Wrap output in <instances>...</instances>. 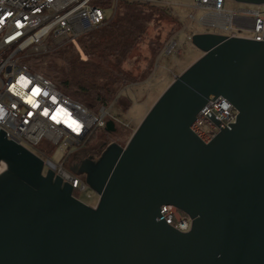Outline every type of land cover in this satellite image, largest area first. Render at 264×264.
<instances>
[{"label": "water", "instance_id": "water-1", "mask_svg": "<svg viewBox=\"0 0 264 264\" xmlns=\"http://www.w3.org/2000/svg\"><path fill=\"white\" fill-rule=\"evenodd\" d=\"M192 44L202 56L127 145L71 169L98 195L94 207L0 130V264H264V39L202 33ZM218 97L237 117L225 126L209 112L220 133L206 144L191 127ZM168 205L191 218L189 232L167 224Z\"/></svg>", "mask_w": 264, "mask_h": 264}, {"label": "built area", "instance_id": "built-area-1", "mask_svg": "<svg viewBox=\"0 0 264 264\" xmlns=\"http://www.w3.org/2000/svg\"><path fill=\"white\" fill-rule=\"evenodd\" d=\"M95 1L0 0V130L6 133L7 139L40 157L44 167L73 187V195L80 201L89 186L85 176L66 168L67 161L78 150L87 147L98 131H106L110 121L115 129L122 126L130 130L131 125L115 114V101L91 111L64 95L50 79L33 69L29 61L51 54L67 43H75L83 35L103 26L111 19L106 17L104 8L113 6L115 14L123 0H111L108 6L102 7ZM128 1L163 6L159 0ZM192 9L188 22L205 29V33L245 37L257 42L264 39L263 5H256L251 10H232L226 7V0H193ZM246 30L252 35L240 34ZM192 37H188L191 42ZM179 49L177 35H174L162 47L155 70L162 58L177 55ZM120 96L123 95L118 93L117 99ZM209 112L225 126L233 124L237 117L233 105L224 97L209 101L191 127L206 144L220 133V128L207 116ZM52 146L66 153L60 162L53 160V154L43 158L37 153V148L47 153ZM2 170H5L4 164H0V173ZM160 213L177 231L187 233L191 230V218L177 207L162 206Z\"/></svg>", "mask_w": 264, "mask_h": 264}, {"label": "trees", "instance_id": "trees-1", "mask_svg": "<svg viewBox=\"0 0 264 264\" xmlns=\"http://www.w3.org/2000/svg\"><path fill=\"white\" fill-rule=\"evenodd\" d=\"M111 0H96L99 7ZM181 24L163 6L137 1H120L114 16L103 26L83 35L51 55L32 58L29 64L45 75L72 100L91 111L115 101L123 111L131 102L118 90L133 82L145 81L153 70L155 59ZM53 56L42 68L41 60ZM131 131L119 126L104 136L123 137ZM37 153L44 158L53 153Z\"/></svg>", "mask_w": 264, "mask_h": 264}, {"label": "rangeland", "instance_id": "rangeland-1", "mask_svg": "<svg viewBox=\"0 0 264 264\" xmlns=\"http://www.w3.org/2000/svg\"><path fill=\"white\" fill-rule=\"evenodd\" d=\"M159 1L164 8H166L170 13L178 18L181 24V26L178 27V29L172 35H177V40L180 44L179 53L175 56L162 58L159 61L158 68H156L155 70V64L160 53L159 52L155 59L153 70L150 76L145 81L133 82L119 88L118 93L122 94L124 98L128 99L131 102V106L127 111H123L119 106H117L114 109V112L124 123H129L131 125V132H126V135H124L123 137L116 136L115 138L107 135L104 136L103 130L98 131L96 137L87 144V147L78 150L67 161L66 168L68 170L71 171L75 164L78 165V163H81L82 161L88 159L90 156H95L99 159L102 152L110 143H117L120 146L125 147L132 137L134 131L138 128L141 121L144 119L146 114L149 112V110L158 100L161 94L165 91V89L175 80V77H178L191 64H193L199 57L202 56L203 53L199 49H197L191 41L188 40L189 36L206 32L205 29L199 27L195 23L188 22V17L193 12V0ZM255 6L256 5L238 3L234 0H226V7L232 10H251L255 8ZM104 11L106 17L110 19L114 14V7L109 5L108 7L104 8ZM240 34L242 36L248 37L252 35V33L247 30L241 31ZM68 44H72V42L67 43L65 46H67ZM53 59V56H51L50 58L42 59V68L48 67V65L50 64V60L53 61ZM103 145V151L100 152L99 150ZM44 148L45 146L42 145V149ZM52 149L54 151L52 153L54 161L60 162L66 157L65 152H62L58 147L54 146L48 148L47 153H50ZM47 170L48 167L45 166L44 172L46 173ZM80 199L83 203L94 207L97 205L99 198L96 192L88 187L87 191L80 196Z\"/></svg>", "mask_w": 264, "mask_h": 264}, {"label": "flooded vegetation", "instance_id": "flooded-vegetation-1", "mask_svg": "<svg viewBox=\"0 0 264 264\" xmlns=\"http://www.w3.org/2000/svg\"><path fill=\"white\" fill-rule=\"evenodd\" d=\"M105 144H106V143H105ZM103 148H104V145L100 148L99 151H100V152L103 151ZM92 157H94V159L96 158V160L98 159V158L95 157V156H92ZM79 164H80V163H78V165H79ZM76 166H77V164H75V165L73 166V168L76 167Z\"/></svg>", "mask_w": 264, "mask_h": 264}, {"label": "snow or ice", "instance_id": "snow-or-ice-1", "mask_svg": "<svg viewBox=\"0 0 264 264\" xmlns=\"http://www.w3.org/2000/svg\"><path fill=\"white\" fill-rule=\"evenodd\" d=\"M38 91V90H37ZM45 115H47V111L45 112ZM73 123H75V121H73Z\"/></svg>", "mask_w": 264, "mask_h": 264}, {"label": "bare ground", "instance_id": "bare-ground-1", "mask_svg": "<svg viewBox=\"0 0 264 264\" xmlns=\"http://www.w3.org/2000/svg\"><path fill=\"white\" fill-rule=\"evenodd\" d=\"M4 169H5V165H4ZM3 171V170H2Z\"/></svg>", "mask_w": 264, "mask_h": 264}, {"label": "crops", "instance_id": "crops-1", "mask_svg": "<svg viewBox=\"0 0 264 264\" xmlns=\"http://www.w3.org/2000/svg\"><path fill=\"white\" fill-rule=\"evenodd\" d=\"M200 58V57H199Z\"/></svg>", "mask_w": 264, "mask_h": 264}]
</instances>
